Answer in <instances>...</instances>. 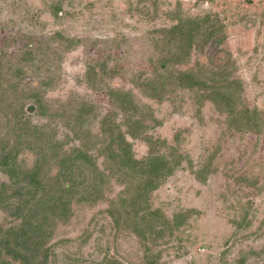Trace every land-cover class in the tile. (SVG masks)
<instances>
[{"label": "rangeland", "instance_id": "rangeland-1", "mask_svg": "<svg viewBox=\"0 0 264 264\" xmlns=\"http://www.w3.org/2000/svg\"><path fill=\"white\" fill-rule=\"evenodd\" d=\"M206 16L222 41L205 43L200 31L202 44L167 69H192L208 84L221 71L228 77L221 83L235 90V108L256 111L259 130L237 128L199 88L170 82L174 89L161 101L144 94L148 86L140 83L162 70L166 29ZM111 89L129 91L137 106L113 118L133 157L179 160L148 203L167 218H188L177 238L157 239L154 264H264V0H0V138L23 137L37 149L23 146L17 165L32 169L39 152L58 141L54 154L81 146L103 168L101 123L112 108ZM205 159L210 171L198 180L194 171ZM57 172L53 160L43 170L53 189ZM119 176L103 180L104 198L94 204L72 199L71 218L49 241L48 264H145L152 257L106 212L123 202L128 183ZM0 181H9L1 169ZM18 222L0 209V228Z\"/></svg>", "mask_w": 264, "mask_h": 264}, {"label": "trees", "instance_id": "trees-1", "mask_svg": "<svg viewBox=\"0 0 264 264\" xmlns=\"http://www.w3.org/2000/svg\"><path fill=\"white\" fill-rule=\"evenodd\" d=\"M200 31H203L205 43L209 40L216 44L222 41L207 16L179 21L166 29L165 36L170 45L165 50L162 47L161 56L158 57L159 67L163 71L154 73L152 77L144 80L145 83H140L141 86H148V92L145 90L144 94L161 101L174 87L189 90L199 88L203 92V99L213 102L218 110L226 112L228 118H233L237 128L246 126L259 130L256 111L251 112L246 107L235 108V90L231 84L221 83L228 80L221 71L211 73L208 79L211 83L208 84L207 79H202L201 73L192 69H175V72L167 69L169 65L188 60L192 49L202 44L199 41ZM217 75H220V78ZM163 77H168L167 84L164 83ZM170 82L174 87H170ZM107 92L112 101V108L104 114L101 123L102 139L104 141L107 138L103 150H100L106 158L103 168H99L96 159L81 146H73L68 152L61 149L54 154L55 147L62 148L63 143L58 141L47 145L46 148L50 152H39L40 155L32 169L20 167L16 159L23 146L36 148L29 141H25L26 139H22L23 137L15 139L12 143L0 138V169L9 179L8 182L0 181V209L19 220L18 223L0 228V264H48L49 241L57 224L67 222L71 218L72 199L77 195L78 201L93 204L98 202L104 198L103 180L118 173H122L123 177L119 176L122 182L128 183L123 190L125 195L120 198H123V202L120 201V205L111 202L106 212L117 230L130 229L142 242L146 254L152 255L145 264H154L156 261L158 254L152 253V247L157 245V239L172 236L177 238L175 234L186 223L188 214L177 212L172 218H167L158 209H151L148 196L161 179L179 164V160L172 159L173 154L172 158L155 154L143 160L133 157L130 143L125 140L124 133L119 130L113 119L117 111L124 115L137 110L133 95L129 91L122 93L113 89ZM87 107L86 103L82 104L79 111L85 114L89 110ZM253 117L256 123L254 126L250 125ZM128 132L131 136H136L134 130L129 129ZM51 159L58 168L56 176H53V180L58 184L56 189L48 186L50 180L47 182L44 179V167L52 161ZM208 165L209 160L205 159L199 169L194 171L198 180H202V174H208ZM130 168L133 171L130 174L132 178H137L132 185L129 172H126ZM106 170L109 175L105 173ZM166 241L167 239L164 240Z\"/></svg>", "mask_w": 264, "mask_h": 264}]
</instances>
